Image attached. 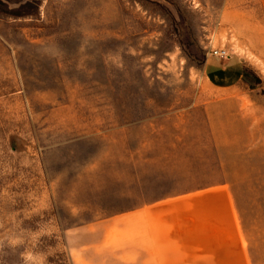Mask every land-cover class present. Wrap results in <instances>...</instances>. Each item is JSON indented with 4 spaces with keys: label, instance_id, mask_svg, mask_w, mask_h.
Returning a JSON list of instances; mask_svg holds the SVG:
<instances>
[{
    "label": "rangeland",
    "instance_id": "rangeland-1",
    "mask_svg": "<svg viewBox=\"0 0 264 264\" xmlns=\"http://www.w3.org/2000/svg\"><path fill=\"white\" fill-rule=\"evenodd\" d=\"M254 2L0 0V264H76L67 234L187 192L226 210L212 255L264 264Z\"/></svg>",
    "mask_w": 264,
    "mask_h": 264
},
{
    "label": "crops",
    "instance_id": "crops-1",
    "mask_svg": "<svg viewBox=\"0 0 264 264\" xmlns=\"http://www.w3.org/2000/svg\"><path fill=\"white\" fill-rule=\"evenodd\" d=\"M245 13L248 36L240 42L247 43L252 73L264 78V0L252 5L250 20ZM211 197L164 193L93 220L66 235L71 258L76 264H251L242 256L212 255L225 246L226 210L212 208Z\"/></svg>",
    "mask_w": 264,
    "mask_h": 264
},
{
    "label": "built area",
    "instance_id": "built-area-1",
    "mask_svg": "<svg viewBox=\"0 0 264 264\" xmlns=\"http://www.w3.org/2000/svg\"><path fill=\"white\" fill-rule=\"evenodd\" d=\"M225 53H226V50L223 49V48H213V47H211L208 50V54L211 55V56H223V55H225Z\"/></svg>",
    "mask_w": 264,
    "mask_h": 264
}]
</instances>
